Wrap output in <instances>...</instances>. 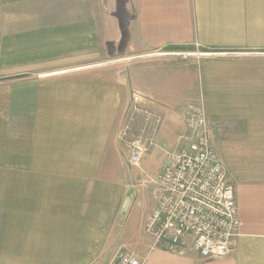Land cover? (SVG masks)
Here are the masks:
<instances>
[{
    "label": "crops",
    "instance_id": "crops-1",
    "mask_svg": "<svg viewBox=\"0 0 264 264\" xmlns=\"http://www.w3.org/2000/svg\"><path fill=\"white\" fill-rule=\"evenodd\" d=\"M111 4L0 0V264H108L121 250L137 264H264V0ZM183 45L198 48L188 62L154 54ZM133 89L162 117L142 158L157 154L156 172L203 99L241 218L231 255L156 248L127 211Z\"/></svg>",
    "mask_w": 264,
    "mask_h": 264
},
{
    "label": "built area",
    "instance_id": "built-area-1",
    "mask_svg": "<svg viewBox=\"0 0 264 264\" xmlns=\"http://www.w3.org/2000/svg\"><path fill=\"white\" fill-rule=\"evenodd\" d=\"M151 101L145 92L131 90L119 132L124 142L132 124L138 126L134 139L128 140L130 167L140 168L144 154L157 146L162 117L150 107ZM184 110L177 143L164 150L161 167L151 178L157 204L144 230L156 248L195 254L200 260L224 258L234 252L241 228L235 188L213 145L204 102H193ZM108 264H137V254L123 251Z\"/></svg>",
    "mask_w": 264,
    "mask_h": 264
},
{
    "label": "rangeland",
    "instance_id": "rangeland-1",
    "mask_svg": "<svg viewBox=\"0 0 264 264\" xmlns=\"http://www.w3.org/2000/svg\"><path fill=\"white\" fill-rule=\"evenodd\" d=\"M101 5L104 8H107L108 10L113 9V3L114 0H100ZM196 51L195 53H198V48L195 47ZM167 51H173L169 52V54L176 55V60L182 61V62H188L191 60L190 58H193L189 51H183L181 49H174V50H162V51H157L154 52L156 56H160L161 54L167 53ZM133 85V84H132ZM195 102H203V99L200 100H195ZM188 106V105H187ZM187 108V107H186ZM185 111V110H184ZM183 111V112H184ZM177 112V111H176ZM133 129L130 130V134L128 137L125 138L124 144L126 145L125 149L123 150V158L122 164H123V170H122V177L124 179L129 180V186L126 188V195L129 196V205L127 211H132L133 213L130 215H138V220L145 219L147 218L150 208L155 204L157 200V196L155 194V186L151 182V178L156 175V169L158 166V157L157 154L152 155V156H146L143 159V165L142 161L140 163V168L139 167H130L128 166L127 160L125 159L126 154L129 153V148H128V140L131 141L134 139V133L138 131L137 125L134 123L132 124ZM179 128L177 126H174L171 128L169 137L172 139L173 136L178 132ZM173 140V139H172ZM170 142H165L164 145H162L161 150L162 153L164 154V150L169 148ZM154 154V153H153ZM124 160L126 162L127 167L124 165ZM143 166V167H142ZM123 252V250L120 251V253Z\"/></svg>",
    "mask_w": 264,
    "mask_h": 264
},
{
    "label": "trees",
    "instance_id": "trees-1",
    "mask_svg": "<svg viewBox=\"0 0 264 264\" xmlns=\"http://www.w3.org/2000/svg\"><path fill=\"white\" fill-rule=\"evenodd\" d=\"M174 48L182 49V50H185V49H190V50L191 49H195L194 46H185V45H183V46H167L166 49H174ZM199 49H201L202 51H207L206 50L207 48L199 47Z\"/></svg>",
    "mask_w": 264,
    "mask_h": 264
}]
</instances>
